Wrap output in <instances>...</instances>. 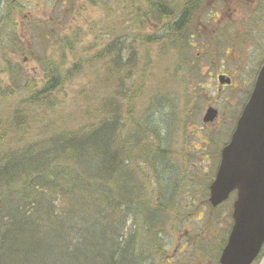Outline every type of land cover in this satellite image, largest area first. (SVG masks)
<instances>
[{
  "label": "rangeland",
  "instance_id": "374dc122",
  "mask_svg": "<svg viewBox=\"0 0 264 264\" xmlns=\"http://www.w3.org/2000/svg\"><path fill=\"white\" fill-rule=\"evenodd\" d=\"M133 1L112 0L115 14L110 17V12L100 2L71 0L74 5L70 10L67 7L61 9V14L70 13L69 22L64 25L72 26L68 35L71 47L62 48L58 46L59 36L51 32L57 25L49 22L55 0H16L17 3L0 0V95L4 91L18 92L19 78L9 69L23 71L27 81L40 85L45 57L59 61L58 56L65 53L66 66L73 67L86 64L89 58L100 63L102 57L99 55L113 50L108 55L111 60L114 56L118 65L115 64L112 72L121 70L123 74L111 79L110 83L115 86L105 93L116 100L112 109L121 114L120 122L124 126L122 136L120 133L119 136L130 149L134 150L138 145L130 137H124L127 131L137 123L146 125L141 139L143 145L151 142V147L147 153L143 152L140 168L135 160L131 166L136 167L135 173L151 197L152 207L165 213V224L159 228L163 233L157 235V252L150 251L146 264H217L231 229L235 197L212 210L208 188L219 164V151L230 140L227 136L231 135L247 92L253 87L252 71L256 65L253 59L264 58V31H260L264 28V15L258 23L260 35L235 38L231 29L236 22L229 20L231 10L226 11L222 23L218 21L212 25L210 17L215 10L209 0L205 8L189 14L190 22L183 36L189 46L184 43L182 48L175 39L172 22L182 13V8L174 11L171 20L161 23L152 20L148 25L144 21L145 14L135 16L137 11H146V7L142 5L138 9ZM30 11L31 16L28 15ZM257 11L258 8L251 12ZM10 33L21 45L9 41ZM165 34H168L166 38ZM147 38H159L161 43L149 44ZM92 67L87 71L79 66V74L76 73L72 78L74 81L61 89L59 100L76 99L80 89L92 81L98 88L103 83L99 77L106 70V63ZM220 74L231 77L234 86L218 84ZM21 82L26 80L23 78ZM105 93L100 91L94 97L98 111L102 106L98 102L106 103ZM3 104L8 113L14 106V97ZM210 104L219 109L221 120L207 126L203 116ZM111 118L106 116V119ZM92 120L98 122L99 119ZM214 133L221 134L217 138ZM217 143L220 144L214 147ZM160 148L162 151L158 150V153H163L164 157L158 159V181L149 163ZM139 153L142 154L141 147ZM124 157L125 153L120 161ZM153 179L156 189L150 184ZM175 183L176 191L172 197L175 196L176 201L171 205L164 198L169 199ZM149 216L151 219L152 212ZM132 223L129 221L128 226ZM256 264H264V252Z\"/></svg>",
  "mask_w": 264,
  "mask_h": 264
},
{
  "label": "trees",
  "instance_id": "16d2710c",
  "mask_svg": "<svg viewBox=\"0 0 264 264\" xmlns=\"http://www.w3.org/2000/svg\"><path fill=\"white\" fill-rule=\"evenodd\" d=\"M47 72L51 81L43 89H25L8 113L3 103L15 95L0 101V264H140L139 246L131 235L123 237L117 216L116 188L123 190L127 206L131 178L123 164L132 149L114 137L123 133L121 114L116 110L99 125L65 129L66 123L81 121V106L76 99L59 100L63 71L54 64ZM105 78L111 80L109 74ZM85 101V112L95 114L88 90ZM117 144L126 149L121 161ZM80 177L106 190L79 195ZM92 217L107 225L91 224Z\"/></svg>",
  "mask_w": 264,
  "mask_h": 264
},
{
  "label": "water",
  "instance_id": "95a60500",
  "mask_svg": "<svg viewBox=\"0 0 264 264\" xmlns=\"http://www.w3.org/2000/svg\"><path fill=\"white\" fill-rule=\"evenodd\" d=\"M261 71L211 187V202L215 205L235 188L239 194L236 224L221 257L222 264H250L264 243V66ZM214 116L210 109L205 120Z\"/></svg>",
  "mask_w": 264,
  "mask_h": 264
},
{
  "label": "flooded vegetation",
  "instance_id": "af4514ba",
  "mask_svg": "<svg viewBox=\"0 0 264 264\" xmlns=\"http://www.w3.org/2000/svg\"><path fill=\"white\" fill-rule=\"evenodd\" d=\"M214 2L217 3V4H221L222 2L225 3V4H227V3L230 4L231 3L235 8L238 9L239 5L241 3H243L244 0H214ZM219 6H222V5H219Z\"/></svg>",
  "mask_w": 264,
  "mask_h": 264
}]
</instances>
